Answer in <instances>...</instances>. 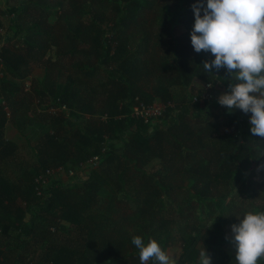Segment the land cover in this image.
Listing matches in <instances>:
<instances>
[{
  "label": "trees",
  "instance_id": "obj_1",
  "mask_svg": "<svg viewBox=\"0 0 264 264\" xmlns=\"http://www.w3.org/2000/svg\"><path fill=\"white\" fill-rule=\"evenodd\" d=\"M196 2L0 5V264H140L134 235L169 252L181 242L179 258L191 264L202 245L211 264H237L226 237L237 216L264 212V140L251 133V112L217 102L229 82L205 72L210 51L193 49ZM36 67L42 78L32 76ZM196 80L219 81L216 99L193 102ZM176 87L189 89L177 102ZM136 98L166 111L147 124L131 115ZM8 122L42 129L28 139L36 161L19 176ZM94 155L96 168L52 178L38 195L42 172Z\"/></svg>",
  "mask_w": 264,
  "mask_h": 264
},
{
  "label": "clouds",
  "instance_id": "obj_2",
  "mask_svg": "<svg viewBox=\"0 0 264 264\" xmlns=\"http://www.w3.org/2000/svg\"><path fill=\"white\" fill-rule=\"evenodd\" d=\"M192 8L193 49L214 55L203 62L205 72L224 69L227 73L229 91L220 94L217 102L229 112H251V133L264 140V0H197ZM258 168L264 169V163ZM240 217L238 224L231 225L233 235L226 239L236 248L237 264H257L264 256V212L253 210ZM131 243L139 250L140 264L150 260L154 264H191L164 250L154 237L145 243L140 235H134ZM197 264H211L203 245Z\"/></svg>",
  "mask_w": 264,
  "mask_h": 264
},
{
  "label": "built area",
  "instance_id": "obj_3",
  "mask_svg": "<svg viewBox=\"0 0 264 264\" xmlns=\"http://www.w3.org/2000/svg\"><path fill=\"white\" fill-rule=\"evenodd\" d=\"M2 74L3 73L0 69V75ZM216 97L217 92L215 89L214 81H207L203 84L201 93L193 97V102H211L216 99ZM135 101L136 102L133 105L131 115L143 120L147 124L155 123L156 121H158L163 116L167 108L166 104L159 101H155L151 104H146L138 98H136ZM52 111L55 110L52 109ZM99 162V155H94L85 162H81L80 168L83 171H88L90 168H96ZM63 173H66L69 177H75L77 170L65 169L63 166H57L48 168L47 170L42 172L36 178V182L39 184V186L36 187L38 195L42 194V188H45V186L51 181L52 178L62 177L64 176Z\"/></svg>",
  "mask_w": 264,
  "mask_h": 264
},
{
  "label": "rangeland",
  "instance_id": "obj_4",
  "mask_svg": "<svg viewBox=\"0 0 264 264\" xmlns=\"http://www.w3.org/2000/svg\"><path fill=\"white\" fill-rule=\"evenodd\" d=\"M4 2H5V0H0V5L2 6V8L6 7ZM35 69H37V67ZM35 69L33 71H36ZM219 74H220L218 77L219 81H222L223 85L226 88L227 87L226 82L228 80L226 79L225 76L227 75V73L224 69H221ZM41 75L42 74H39V77H42ZM43 75H44V73H43ZM218 82L214 81L215 88L217 87ZM204 83L205 82L196 80L195 87L200 89V88H202ZM187 93H189L188 88L185 89L183 87H176L174 89V94L176 96V102L181 100V98L183 96H185ZM193 97L194 96H192V100H193ZM51 111H52V109H51ZM233 111H240V109H234ZM71 125H72V123L70 122L67 125V128H71ZM31 130H32L31 127H28L27 129H24L22 132H20L18 130L15 135H12L13 136L12 138L16 141V143L18 144V147H19L18 151L16 152L15 157L13 158V165L11 167L12 168V174H14L15 176L21 175V173L24 169L31 167V165L34 164L36 161L35 154H34L32 148L30 146L28 139L36 141V139L39 137L40 133H42V129L40 128L39 130H32V131ZM13 131L15 132V129H13ZM76 170L78 172L77 176H79V177L82 176V173H84V171L80 167L79 168L76 167ZM251 173H252L253 177L260 178V170L258 168L251 170ZM63 175H64L63 179L66 181L76 180V178H70L66 173H63ZM84 177L85 176H83L82 178H84ZM122 206H124V204H122ZM125 209L129 210V208H123L122 211H124ZM170 252L179 257V254L181 253V242L176 243V245L170 249Z\"/></svg>",
  "mask_w": 264,
  "mask_h": 264
},
{
  "label": "crops",
  "instance_id": "obj_5",
  "mask_svg": "<svg viewBox=\"0 0 264 264\" xmlns=\"http://www.w3.org/2000/svg\"><path fill=\"white\" fill-rule=\"evenodd\" d=\"M36 71H33V74H32V76L33 77H37V78H42L44 75H43V73H45V71H44V69H42V68H37V69H35ZM39 74H42L41 76L42 77H39ZM13 129H15V132L13 131ZM18 130L12 125V123L11 122H8L7 123V125H6V128H5V137H6V139H10V140H14L12 137V135H15L16 134V132H17ZM15 141V140H14ZM16 142V141H15ZM63 177V176H62Z\"/></svg>",
  "mask_w": 264,
  "mask_h": 264
}]
</instances>
